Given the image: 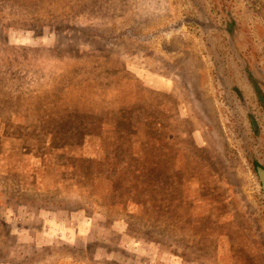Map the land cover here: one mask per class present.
<instances>
[{
  "label": "rangeland",
  "instance_id": "374dc122",
  "mask_svg": "<svg viewBox=\"0 0 264 264\" xmlns=\"http://www.w3.org/2000/svg\"><path fill=\"white\" fill-rule=\"evenodd\" d=\"M261 171L264 0H0V264H255Z\"/></svg>",
  "mask_w": 264,
  "mask_h": 264
},
{
  "label": "trees",
  "instance_id": "16d2710c",
  "mask_svg": "<svg viewBox=\"0 0 264 264\" xmlns=\"http://www.w3.org/2000/svg\"><path fill=\"white\" fill-rule=\"evenodd\" d=\"M73 34H74V39H72L70 41V44L67 43V42H64L63 43V45H62V48H63L62 55H67V56H73V57H75L79 53H82L83 52V51H79V50H82V49L79 48L80 43L78 42V37H77V35H75V33H73ZM57 46L60 47L59 44ZM261 237H262V239H261V245L260 244H258V245L256 244V245L252 246V244H251V246H248L247 247V250H250L251 247L253 248V254L255 255V259H254L255 264H264V233H261ZM229 244H230V245H228L229 247L230 246L232 247V246H236L237 245V235L236 234H235V238H233V239H231L229 241ZM231 251L233 253H235L236 252V249L234 247H232V250ZM171 253H173L175 255L176 254V251H173ZM175 257L176 258H179V256H176V255H175ZM188 258H190V257L187 256L182 261V263H188L189 264L190 262H192V260H190ZM199 259H200V257H199Z\"/></svg>",
  "mask_w": 264,
  "mask_h": 264
},
{
  "label": "water",
  "instance_id": "95a60500",
  "mask_svg": "<svg viewBox=\"0 0 264 264\" xmlns=\"http://www.w3.org/2000/svg\"><path fill=\"white\" fill-rule=\"evenodd\" d=\"M259 177V181L261 183V189H262V193L264 194V172H259L258 174Z\"/></svg>",
  "mask_w": 264,
  "mask_h": 264
}]
</instances>
